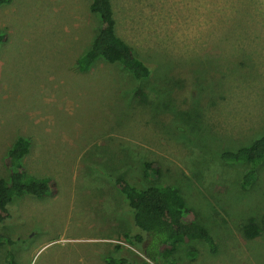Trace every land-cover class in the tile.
Here are the masks:
<instances>
[{
  "label": "rangeland",
  "instance_id": "obj_1",
  "mask_svg": "<svg viewBox=\"0 0 264 264\" xmlns=\"http://www.w3.org/2000/svg\"><path fill=\"white\" fill-rule=\"evenodd\" d=\"M90 2L0 6V178L24 137L25 171L57 185L14 200L0 264H264V162L242 189L249 166L219 158L264 135V0H111L117 36L151 70L141 82L103 62L78 71L97 32ZM118 177L177 188L216 252L196 241L149 261L124 238L138 229Z\"/></svg>",
  "mask_w": 264,
  "mask_h": 264
},
{
  "label": "trees",
  "instance_id": "obj_2",
  "mask_svg": "<svg viewBox=\"0 0 264 264\" xmlns=\"http://www.w3.org/2000/svg\"><path fill=\"white\" fill-rule=\"evenodd\" d=\"M11 0H0V6L9 5ZM89 12L98 21L97 32L89 48L76 60L79 72L87 73L98 62L118 65L136 82L148 79V68L122 39L116 34V21L111 0H91ZM7 41V35L0 32V47ZM30 150V140L18 137L6 152L3 159L8 170L6 178H0V227L11 223L17 217L12 203L25 196L43 198L56 192V184L51 178L37 179L25 171L23 160ZM221 161L244 163L249 166L242 180L245 189L251 184L256 166L264 162V135L254 139L249 145L235 151L220 153ZM146 174L159 175V167L144 164ZM114 187L125 197L131 209L136 234H126L130 245L141 247L149 261L167 260L179 247H187L192 242L205 244L210 253L216 252L212 235L196 221V214L185 203L179 190L172 186L153 185L138 189L123 177L114 179ZM244 235L252 240L258 236V228L253 220L244 227ZM5 241V243H4ZM3 242V243H2ZM16 241L0 233V246L12 247ZM190 253L194 252L188 248ZM8 264H15L10 254ZM158 255V256H157ZM125 259H114L109 264H125ZM142 264H149L145 261Z\"/></svg>",
  "mask_w": 264,
  "mask_h": 264
}]
</instances>
